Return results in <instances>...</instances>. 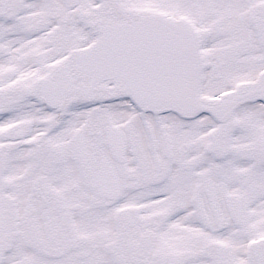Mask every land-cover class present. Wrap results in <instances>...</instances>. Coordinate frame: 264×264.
Listing matches in <instances>:
<instances>
[{"label": "snow or ice", "instance_id": "obj_1", "mask_svg": "<svg viewBox=\"0 0 264 264\" xmlns=\"http://www.w3.org/2000/svg\"><path fill=\"white\" fill-rule=\"evenodd\" d=\"M0 264H264V0H0Z\"/></svg>", "mask_w": 264, "mask_h": 264}]
</instances>
